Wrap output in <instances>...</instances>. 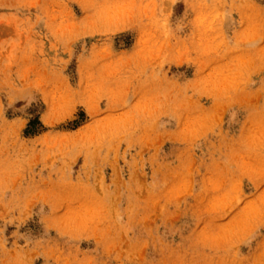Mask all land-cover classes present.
I'll list each match as a JSON object with an SVG mask.
<instances>
[{
    "label": "rangeland",
    "instance_id": "374dc122",
    "mask_svg": "<svg viewBox=\"0 0 264 264\" xmlns=\"http://www.w3.org/2000/svg\"><path fill=\"white\" fill-rule=\"evenodd\" d=\"M264 264V0H0V264Z\"/></svg>",
    "mask_w": 264,
    "mask_h": 264
},
{
    "label": "bare ground",
    "instance_id": "6f19581e",
    "mask_svg": "<svg viewBox=\"0 0 264 264\" xmlns=\"http://www.w3.org/2000/svg\"><path fill=\"white\" fill-rule=\"evenodd\" d=\"M235 264H247V263L239 261L238 263H235Z\"/></svg>",
    "mask_w": 264,
    "mask_h": 264
}]
</instances>
